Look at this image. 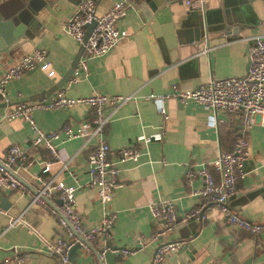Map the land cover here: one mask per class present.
Wrapping results in <instances>:
<instances>
[{"label":"crops","instance_id":"crops-1","mask_svg":"<svg viewBox=\"0 0 264 264\" xmlns=\"http://www.w3.org/2000/svg\"><path fill=\"white\" fill-rule=\"evenodd\" d=\"M81 1L0 0V6L24 4L29 10L24 11L25 18L32 21L24 45L0 52V72L14 64L25 54L22 50L28 48L29 53L43 49L55 71L48 78L38 69L28 70L8 82L5 87L8 103H0V112L21 101H49L59 90L49 91L68 70L78 48L71 36L61 31V25ZM113 1L94 0L96 13L106 10ZM201 4L199 9L200 6L190 7L185 0H137L119 22L127 36L103 56L90 59L84 76L80 77L76 64L70 79L80 78L62 87H66V97L90 93L136 97L134 102L115 110L103 130L113 156L127 144H135L140 150L136 162L122 163L118 186L106 206L99 203L95 189L85 185V161L93 148V138L56 140L54 158L46 150L29 145L27 123L19 118L0 120V161L10 145H19L32 160L27 171L48 183L49 202L31 203L32 195L21 184L14 190L0 188L12 204L7 212L0 210V262L15 252L25 254L21 264L55 263L46 252L45 242L60 234L50 212L59 199L58 192L50 188L62 181L76 188L73 204L84 230L95 225L106 209L115 212L109 236L93 244L121 248L113 258L114 264H150L159 245L182 243L181 240L189 246L182 251L185 264H264V193L248 197L264 186V125L256 122L244 132L243 112L214 114L192 102L182 104L168 98L164 101L167 119L161 140H142L160 131L161 124L155 104L143 100L144 95L167 93L172 87L189 90L212 78L244 76L251 38L264 35L262 0H202ZM232 28L236 33L231 32ZM90 116V109L79 104L32 113L35 125L46 132L63 126L76 129L88 122ZM242 134L247 137L249 155L229 206L246 220L262 224L256 234L232 230L217 206L188 195L200 185V179L188 184L185 180L188 168L200 167L208 168L219 180L211 161L219 149L231 150ZM46 160L50 161L49 168L41 172L40 161ZM164 198L173 200V209L180 217L168 228L162 220H153L148 212L150 203ZM196 210L201 212L199 220H184L186 213ZM19 214L20 223L9 226V219ZM122 250L131 252L123 254ZM175 251L160 264H182ZM80 253L83 259L77 264H97L92 251L83 249Z\"/></svg>","mask_w":264,"mask_h":264},{"label":"built area","instance_id":"built-area-1","mask_svg":"<svg viewBox=\"0 0 264 264\" xmlns=\"http://www.w3.org/2000/svg\"><path fill=\"white\" fill-rule=\"evenodd\" d=\"M136 1L115 0L111 2L106 10L96 13L94 0H83L65 18L61 25V31L69 34L77 46L82 43L84 38L85 25L91 21L94 22L84 41L82 54L77 61V66L81 72L80 77L85 75L87 63L90 59L103 56L127 36L126 31L119 26V22L126 15L128 8ZM201 1L185 0V3L192 8H197L200 6ZM251 40L252 44L248 49L249 68L244 76L212 78L208 82L189 90L172 87L170 92L167 93L144 95L143 100L155 104L156 111L161 118V124L159 126L160 131L154 135L144 137L142 140L145 142L148 140H161L167 119L164 101L168 98H173L182 104L192 102L214 114L218 112L223 114L243 112L245 116L244 132L248 131L256 122L264 125V35H256ZM33 69L44 72L48 78L53 77L55 74L43 49H34L30 53L22 55L9 68L0 72V103L4 105L8 103L5 92L7 83ZM80 77H73L66 83H74ZM62 87L57 90L49 101H21L11 105L8 110L4 108L0 112V120L19 118L27 123L30 130L29 145L33 148L46 150L54 158L57 157L56 140L62 142L76 137L86 140L93 138V148L88 153L85 161L87 174L85 185L94 188L99 203L106 206L112 198V191L118 186L117 175L122 163L126 161L136 162L140 150L135 144H127L118 148L113 156L103 138V130L110 121L113 112L129 102H134L136 97L131 94L105 95L99 93L66 97L64 95L66 87ZM78 104L87 106L91 111V116L88 122L80 124L76 129L63 126L59 130L46 132L35 125L32 113L36 110H56ZM248 155V140L242 134L235 139L231 150L219 149L217 156L211 161L212 168L219 174V180H216L206 167L188 168L185 180L188 184L195 178L200 179V185L192 188L188 195L198 197L217 206L224 215L225 223L232 230H244L256 234L261 231L262 224L246 220L232 211L229 206V199L236 191V183L243 174ZM40 162L43 165L41 172H46L50 161ZM31 164L32 160L27 158L19 145H10L5 152L4 160L0 161V188L3 190L19 188L20 183L13 174L19 169L27 170ZM36 178L42 180L39 176H36ZM50 189L56 190L61 200V203L59 205L55 204L50 212L55 218L57 230L62 235L57 236L54 240H47L45 248L47 254L58 255L61 264H67L68 249L77 241L75 234L82 236L84 241V243L80 242L82 248L90 251L87 245L93 246L95 240L105 239L109 236L116 220V214L106 209L101 219L87 232H84L80 217L73 204L76 188L66 185L62 181H57ZM43 194L46 195V191ZM33 201L43 203L38 196L31 199V203ZM148 212L153 220L165 221L167 228L174 222L176 217L173 200L170 198L159 199L150 203ZM20 218L19 214L9 219V226L19 224ZM184 218V220L192 218L198 220L199 212L198 210L188 212ZM181 244L178 241L162 243L153 254L150 264H160L167 255L174 252ZM130 252V250H122L123 254ZM24 258L25 254L16 255L13 252L10 256L5 257L0 264H21Z\"/></svg>","mask_w":264,"mask_h":264},{"label":"water","instance_id":"water-1","mask_svg":"<svg viewBox=\"0 0 264 264\" xmlns=\"http://www.w3.org/2000/svg\"><path fill=\"white\" fill-rule=\"evenodd\" d=\"M23 5L24 4H22L20 7L0 6V52L6 53L15 46L24 45V41H26L28 39V36L30 35L29 32L32 29L31 27L32 21L26 20L24 11L28 9L24 8ZM201 8H202V4L200 5L199 9ZM93 25H94L93 21L85 25L86 32L82 40V43L78 46L77 51L72 59V62L69 65L68 70L64 72L63 75L59 78V80L49 89L50 93H53L55 90L61 88L70 79L73 70L76 67L77 61L82 54L83 44L86 39V36L88 35L89 31L92 29ZM231 32L236 33V30L232 28ZM22 51H24V53L27 54L29 53L28 52L29 48L28 50H22ZM248 68H249V60H248ZM13 175L21 185H23L25 188L29 190L30 194L32 195L31 199H33L35 196H38L43 202H48L46 195L43 194V192L46 191L48 187L47 182H44V180L37 179L36 175L31 174L29 171L24 169L17 170V172L14 173ZM262 193H264V186L251 192V194L248 197H255L261 195ZM32 203H35V201H33ZM60 203L61 200L58 199L56 204L59 205ZM11 205L12 204L11 202H9V198L0 192V210L7 212L8 209L11 208ZM200 216H201V212H199V218ZM178 221H180V217L176 216L174 222H178ZM162 222L163 224H165V221L162 220ZM87 231L88 230H84V232ZM61 235L62 234L60 233L59 236ZM75 237L77 238V241L69 247L67 252V261H68L67 264H77L78 260L83 259V256H81L80 253L81 250H83L80 244V242L84 243L83 238L81 235H77V234H75ZM185 237L182 236L181 239H185ZM181 241H182L181 246L176 249L174 254L176 258H179L182 261V264H185V261L183 260L182 257V251H185L187 248H189V246L186 244L184 240ZM87 247L90 249V251H92V253L96 257L97 264H103V263L114 264L113 258L115 257V255L119 254V251L121 249L116 246L94 247V245L93 246L87 245ZM52 260L55 262L54 264H61V259L60 256L58 255L53 256Z\"/></svg>","mask_w":264,"mask_h":264},{"label":"trees","instance_id":"trees-1","mask_svg":"<svg viewBox=\"0 0 264 264\" xmlns=\"http://www.w3.org/2000/svg\"><path fill=\"white\" fill-rule=\"evenodd\" d=\"M225 132V131H224ZM222 135H223V133H222ZM228 135H231V133L229 132V134ZM229 138H230V136H229Z\"/></svg>","mask_w":264,"mask_h":264}]
</instances>
